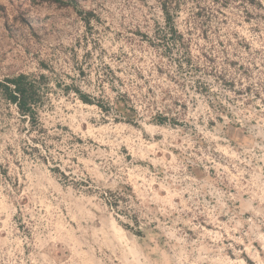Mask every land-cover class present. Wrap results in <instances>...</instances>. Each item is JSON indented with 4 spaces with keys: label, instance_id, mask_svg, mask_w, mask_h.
I'll use <instances>...</instances> for the list:
<instances>
[{
    "label": "rangeland",
    "instance_id": "374dc122",
    "mask_svg": "<svg viewBox=\"0 0 264 264\" xmlns=\"http://www.w3.org/2000/svg\"><path fill=\"white\" fill-rule=\"evenodd\" d=\"M19 73L0 264H264V0H0Z\"/></svg>",
    "mask_w": 264,
    "mask_h": 264
},
{
    "label": "trees",
    "instance_id": "16d2710c",
    "mask_svg": "<svg viewBox=\"0 0 264 264\" xmlns=\"http://www.w3.org/2000/svg\"><path fill=\"white\" fill-rule=\"evenodd\" d=\"M172 27V26H171ZM173 28V27H172ZM47 76L45 74L19 73L0 79V96L6 101L17 106L19 112L29 117L32 123L38 121V103L42 97L41 90L46 86ZM80 97L85 102H92L88 95L83 94L80 89ZM157 121H163L159 116Z\"/></svg>",
    "mask_w": 264,
    "mask_h": 264
}]
</instances>
